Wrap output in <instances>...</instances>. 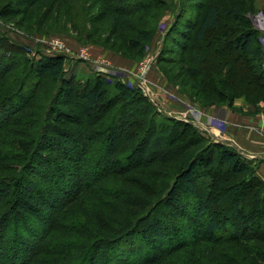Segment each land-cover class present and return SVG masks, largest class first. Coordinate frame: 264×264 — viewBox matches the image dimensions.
Segmentation results:
<instances>
[{
    "label": "trees",
    "instance_id": "trees-1",
    "mask_svg": "<svg viewBox=\"0 0 264 264\" xmlns=\"http://www.w3.org/2000/svg\"><path fill=\"white\" fill-rule=\"evenodd\" d=\"M13 1L8 0L7 4ZM130 1L102 0L109 11ZM141 1L134 0L133 7L124 12L134 7L137 11L158 8ZM204 1L194 40L205 42L207 35L213 34L218 44H208V50L197 56L198 66L191 69L203 79L200 91L210 90L218 100L216 105H232L238 97H244L252 106L264 103L263 48L258 32L242 16V9L252 10L255 1ZM41 2L44 0H20L17 9H27L28 13ZM3 43L4 39H0V48ZM41 61L37 62L38 75L63 83L65 56L54 55ZM202 66L206 73L200 72ZM11 68H0V76L9 73ZM214 68L222 77L220 89L215 86L214 73H211ZM100 81L96 80L86 94L90 108L101 98ZM114 89L123 98H131L122 84H115ZM32 91L24 95L19 92L18 104L8 105L10 97L0 98L3 111L0 117V264H64L65 261L66 264H85L95 247L100 249L106 242L111 246L112 239L116 242L134 230H141L142 238L149 244L155 239L167 241L166 233L172 230L169 222L183 219L184 212L189 210L191 228L187 234L190 239L185 240L188 244L179 242V249L150 255L147 264H155L175 251L199 247L205 242L213 247L206 264H264V181L256 175V166L251 168L252 162L234 148L220 142L196 148L202 137L181 121L171 128L160 155L156 152L142 158L139 148L149 141L148 121L142 120L143 113L116 127L120 132L116 129L114 135H105V142L97 145L104 131L83 135L84 131L74 134L62 129V123L68 121L67 114L55 110L60 112L56 117L60 119L54 118L49 125L42 126V139L50 140L60 133L58 136L65 144L57 146L59 157H49L44 152L49 145L43 144L41 150L35 146L42 107ZM148 107L154 110L152 104ZM74 123L78 127L87 125L80 119ZM180 127L183 129L177 132ZM188 128L189 132L185 133L183 130ZM155 142V146L159 142L163 144L160 139ZM194 148L196 151L191 154L189 151ZM36 150L42 152L37 153L42 170L28 176L26 160ZM90 150L99 151L86 161ZM120 151H126L129 156L121 160ZM163 152H168L167 156ZM79 166L84 169H74ZM129 174L133 179L125 177ZM172 174L164 195L159 197L155 189L157 183ZM226 174L237 182L221 185V180H229ZM112 186L116 189H111ZM87 193H93L99 209L85 208ZM223 209L228 210L232 218L227 226L221 220L227 215ZM76 210L81 212L79 218L85 219L80 220ZM227 228L232 230L228 236L217 234ZM6 239L10 246L7 249Z\"/></svg>",
    "mask_w": 264,
    "mask_h": 264
},
{
    "label": "rangeland",
    "instance_id": "rangeland-1",
    "mask_svg": "<svg viewBox=\"0 0 264 264\" xmlns=\"http://www.w3.org/2000/svg\"><path fill=\"white\" fill-rule=\"evenodd\" d=\"M133 1L121 3L119 9L115 6L109 11L102 0H44L28 13L27 9L25 11L17 9L20 0H14L11 5L7 4L8 0L0 1V39H4L0 48V68L4 70L5 67H12L9 73L0 76V98L7 96L10 97L8 105L18 104L19 92L24 95L31 90L34 91L32 92L38 96L37 99L42 107L36 128L38 134L35 137V146L38 145L41 150L43 144L49 145L50 148H45L44 151L50 155L49 157H59L58 147L65 144V140L58 136L60 133L50 140L42 139V126L46 127L54 118L60 119L56 118L60 112L55 110H62L67 114L68 121L62 123L64 124L61 126L62 129H69L74 134L84 131L83 135L104 131L97 145L105 142V135L109 133L114 135V131L120 128L122 123H127L134 115L143 113L142 120L148 121L146 136L149 141L139 148L142 158L150 157L156 152L157 155L161 154L162 145L167 144L168 134L171 128H174L175 122L182 121L189 124L196 130L198 136L202 137V142L200 141L196 148L210 142L224 144L212 134L205 133L197 124L201 118L200 109L209 106L210 103L213 104L212 106L218 104L216 96L210 90L200 91L203 79L191 72V69L199 64L198 54L202 55L208 50V44H218L213 34H208L205 42L196 43L194 40L195 29L202 15L201 4L205 1L142 0V4L151 7L155 5L158 8L137 11L134 7L132 11L124 12L133 7ZM255 15L254 6L250 11L242 9L245 21L252 23V27L257 31L260 21ZM257 32L259 35V31ZM54 39L63 41L70 57L84 52L94 60L107 62L111 68L102 70L101 67L90 65L80 59H71L64 53L51 52L48 45ZM259 41L263 48L264 59V42L260 38ZM54 55H64L66 58L63 83H60V80H52L51 77H41L37 72L39 70L37 62L41 60L45 62L48 57ZM261 65L264 71V60ZM199 69L201 73H206L205 67ZM216 71L217 69L214 68L211 73H214L212 76L215 79V86L220 89L222 77ZM96 80L102 81L100 82L103 92L96 106L90 108L86 94ZM115 84H122L131 93V98L129 100L123 98L114 89ZM136 89L141 93H137ZM149 103L154 110L149 109ZM2 116L3 111L0 110V117ZM79 119L81 123L86 122L87 125L83 127L81 124L78 127L74 121ZM181 129L183 128L180 127L177 132ZM183 131L188 133L189 128ZM176 134L172 133L174 136ZM159 139L163 144L159 142V145L155 146V141ZM115 143L117 144L118 141ZM115 143L113 146L116 145ZM51 147L53 150L48 151ZM196 148L189 152L194 153ZM92 150L88 151L89 159L86 161L94 158L99 151ZM15 151L12 150L13 153ZM38 152L42 153L36 150L30 153V158L26 160L28 176L31 172L42 170V166L38 165L40 159ZM167 153L163 152L164 156H167ZM127 156L129 154L123 151L119 158L123 160ZM207 158H210V155ZM255 166L251 163L250 167L255 168ZM95 167L97 165L93 169ZM74 169L82 171L84 167L79 166ZM172 176L173 174L168 175L157 183L155 189L159 197L164 195ZM125 177L133 179L134 176L129 174ZM225 177L229 180H221V185L237 182L230 180L228 174ZM111 189H116V186H112ZM85 198L86 209L91 206L100 208V204L94 200L93 193H87ZM45 211L48 213V209ZM77 213L79 214L76 216L79 218L81 212L77 211ZM184 214L186 216L183 219L169 222L172 230L166 233L169 237L167 241L155 239L149 244L142 238L141 230H134L116 242L112 239L111 246L106 242L99 246L100 249L98 246L95 247L85 264H106L107 261L110 264H147L151 256L158 254L159 251L179 249V242L188 244L185 240L190 239L187 234L191 228L190 210ZM221 220L227 226L232 218L227 212L226 217H221ZM230 233L232 230L229 228L217 232L221 236H228ZM107 237L105 234L104 238ZM5 243H7L5 249L9 248L8 239ZM216 245L218 244H215V247H222ZM211 248H213L211 243L205 242L199 247L193 246L175 251L155 264H196L197 262L206 264L207 258L211 256ZM66 263L67 261L64 264Z\"/></svg>",
    "mask_w": 264,
    "mask_h": 264
},
{
    "label": "crops",
    "instance_id": "crops-1",
    "mask_svg": "<svg viewBox=\"0 0 264 264\" xmlns=\"http://www.w3.org/2000/svg\"><path fill=\"white\" fill-rule=\"evenodd\" d=\"M254 1L255 16L260 21L257 31L264 42V0ZM231 104L200 109L197 124L256 165V175L264 181V103L252 106L238 97Z\"/></svg>",
    "mask_w": 264,
    "mask_h": 264
},
{
    "label": "built area",
    "instance_id": "built-area-1",
    "mask_svg": "<svg viewBox=\"0 0 264 264\" xmlns=\"http://www.w3.org/2000/svg\"><path fill=\"white\" fill-rule=\"evenodd\" d=\"M48 47H49V50L51 52L58 53V54L64 53V54H66L67 56L70 57L69 52L66 50L63 41L61 42L60 40L54 39V40L49 42ZM70 58L71 59L75 58L76 60L80 59L81 61H84V62H86V63H88L90 65L92 64V65H95L97 67H101L102 70H105L108 67H109V69L111 68L110 64H108L107 62L94 60V59L90 58L84 52L77 53V55L76 54L72 55V57H70Z\"/></svg>",
    "mask_w": 264,
    "mask_h": 264
}]
</instances>
